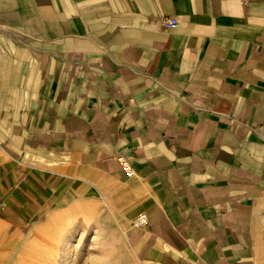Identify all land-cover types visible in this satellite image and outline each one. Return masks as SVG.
I'll use <instances>...</instances> for the list:
<instances>
[{
	"label": "crops",
	"instance_id": "0c3cea01",
	"mask_svg": "<svg viewBox=\"0 0 264 264\" xmlns=\"http://www.w3.org/2000/svg\"><path fill=\"white\" fill-rule=\"evenodd\" d=\"M80 196L139 264H264V0H0V220Z\"/></svg>",
	"mask_w": 264,
	"mask_h": 264
},
{
	"label": "rangeland",
	"instance_id": "374dc122",
	"mask_svg": "<svg viewBox=\"0 0 264 264\" xmlns=\"http://www.w3.org/2000/svg\"><path fill=\"white\" fill-rule=\"evenodd\" d=\"M86 198L55 210L29 231L0 220V264H96L100 257V264H139L126 245L121 211L92 209L96 204Z\"/></svg>",
	"mask_w": 264,
	"mask_h": 264
},
{
	"label": "built area",
	"instance_id": "2783aa9c",
	"mask_svg": "<svg viewBox=\"0 0 264 264\" xmlns=\"http://www.w3.org/2000/svg\"><path fill=\"white\" fill-rule=\"evenodd\" d=\"M164 23L166 26L173 28L176 26V19L173 18H165ZM119 164L121 165L122 169L126 172L127 175L131 176L134 173L133 168L131 167L130 163L125 157H119ZM147 223V218L144 213H140L137 215V217L133 220L132 226L135 228H141L145 226Z\"/></svg>",
	"mask_w": 264,
	"mask_h": 264
},
{
	"label": "bare ground",
	"instance_id": "6f19581e",
	"mask_svg": "<svg viewBox=\"0 0 264 264\" xmlns=\"http://www.w3.org/2000/svg\"><path fill=\"white\" fill-rule=\"evenodd\" d=\"M103 260V257H100V259L98 260V262L96 264H100Z\"/></svg>",
	"mask_w": 264,
	"mask_h": 264
}]
</instances>
